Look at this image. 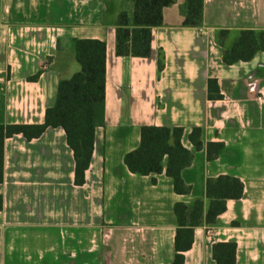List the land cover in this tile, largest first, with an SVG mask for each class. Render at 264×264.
<instances>
[{
    "label": "crops",
    "instance_id": "crops-1",
    "mask_svg": "<svg viewBox=\"0 0 264 264\" xmlns=\"http://www.w3.org/2000/svg\"><path fill=\"white\" fill-rule=\"evenodd\" d=\"M137 0H0V124H42L59 81L80 70L73 39L106 43L104 126L83 185L61 128L38 138L5 141L0 210V264H172L176 202L203 199L208 178L244 185L215 223H201L184 264H216L212 245L232 242L236 264H264V51L247 62L222 60L219 29H264V0H204L201 27H184L188 0H170L152 30L147 58L116 54L120 12L132 19ZM163 68L158 70L160 57ZM39 71L36 80H30ZM217 80L222 99L209 100ZM143 125L202 129V142H223L207 160L205 147L182 171L188 194L165 172L131 173L124 156L140 144ZM167 158H164V166ZM155 178L156 182H152Z\"/></svg>",
    "mask_w": 264,
    "mask_h": 264
},
{
    "label": "trees",
    "instance_id": "trees-1",
    "mask_svg": "<svg viewBox=\"0 0 264 264\" xmlns=\"http://www.w3.org/2000/svg\"><path fill=\"white\" fill-rule=\"evenodd\" d=\"M170 0H137L132 19L120 12L116 23V54L120 57L147 58L151 55L153 28L162 25L163 9ZM204 0H188V14L184 27H201L203 24ZM232 32L219 29L217 41L224 47L222 60L232 65L250 61L257 52L264 51V29H240L233 32L235 37L230 45L226 38ZM72 49L80 70L70 79L58 84L55 103L45 112L42 124H0V183L4 179V147L7 138L21 134L27 140L41 136L47 128H61L66 143L74 158V184L83 185L85 172L90 166L94 151L96 130L104 126L105 85H106V43L97 39H73ZM163 68L160 57L158 70ZM39 71L30 80H36ZM209 100L223 98L217 80L207 81ZM182 127L143 125L140 128L139 146L124 156L128 170L137 175L165 174L172 178L174 191L185 195L191 186L186 184L182 171L191 165L194 152L205 147L207 160H214L225 150L223 142L203 144L202 129L194 127L189 141L194 151L185 148L181 142ZM164 158L167 163L164 166ZM155 183V178H152ZM244 185L236 177L222 175L206 181L207 210L203 199L192 203L176 202L174 214L177 221L174 238L175 255L172 264H184V253L191 249L194 230L201 223L212 225L225 212L228 200L242 197ZM3 199L0 195V210ZM237 246L232 242H216L212 245V256L216 264H236Z\"/></svg>",
    "mask_w": 264,
    "mask_h": 264
}]
</instances>
